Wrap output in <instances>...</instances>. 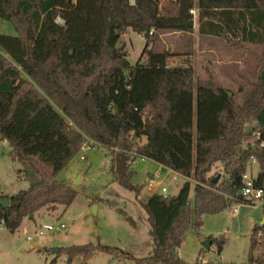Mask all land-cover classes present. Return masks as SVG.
<instances>
[{"label": "trees", "instance_id": "obj_1", "mask_svg": "<svg viewBox=\"0 0 264 264\" xmlns=\"http://www.w3.org/2000/svg\"><path fill=\"white\" fill-rule=\"evenodd\" d=\"M192 8L201 34L223 37L237 51L264 46V0H0V19L17 31L0 33V139L39 177L6 195L10 205L0 206V225L14 233L42 208L69 207L77 190L58 175L91 139L110 151L115 180L137 197L143 187L131 166L137 158L185 181L174 195L156 191L141 201L152 255L88 243L61 248L68 264L96 252L138 264H186L178 250L191 224L198 229L204 214L243 202L238 192L251 156L258 162L256 185H264V54L237 102L213 77L195 78L191 52L152 48L156 30L192 32ZM128 29L146 38L135 65L119 45ZM256 131L260 139L249 141ZM219 163L226 177L213 182ZM208 238L221 252L224 240ZM249 261L264 264V224L253 228Z\"/></svg>", "mask_w": 264, "mask_h": 264}, {"label": "rangeland", "instance_id": "obj_2", "mask_svg": "<svg viewBox=\"0 0 264 264\" xmlns=\"http://www.w3.org/2000/svg\"><path fill=\"white\" fill-rule=\"evenodd\" d=\"M196 13L197 9L193 15ZM0 33L17 35L14 25L3 19H0ZM151 38L154 50L168 47L175 52H191L195 78L213 77L232 93L237 102L242 101L244 92L257 78V57L264 54L263 45L251 44L246 51H237L223 37L201 36L196 31L156 30ZM119 45H125L128 60L135 65L146 45V38L128 29L121 36ZM91 141L94 142L93 147L81 149L58 175L60 181L77 190L69 207L42 208L35 219L25 218L14 233L0 225V264H68V255L61 248L88 243L118 247L138 258L153 254L148 214L141 203L153 192L146 184L155 179L158 183L155 189L161 192L165 187V195H174L184 183V177L152 160L137 158L134 164L131 163L138 173L135 182L143 185L137 197L135 191L115 180L110 151ZM10 149L9 142L0 139V193L5 196L26 189L39 179L28 164L11 157ZM255 166L258 167L257 164ZM213 172H219L220 178L226 177L220 163ZM234 206L237 207L236 213L225 208L218 213L204 214L198 229L191 224L179 249V256L186 264L206 260L219 264H252L249 261L251 232L262 223L264 206L255 202H233L229 206L231 211ZM48 223H64L66 229L37 236V229ZM25 227L27 231H24ZM208 237L224 240L221 252L216 250L214 241L200 254L201 242ZM69 264L138 263L131 258L96 252L90 259L78 256Z\"/></svg>", "mask_w": 264, "mask_h": 264}, {"label": "built area", "instance_id": "obj_3", "mask_svg": "<svg viewBox=\"0 0 264 264\" xmlns=\"http://www.w3.org/2000/svg\"><path fill=\"white\" fill-rule=\"evenodd\" d=\"M169 1L175 2L177 0H169ZM131 3H134V0H131ZM190 13L195 14V9L194 8L190 9ZM260 136H261L260 132H258V131L254 132L253 133V139L251 140V142H254V140L256 141V140L260 139ZM93 145H94V142H92L90 140V143H86L83 145L82 150H84L85 148L93 147ZM259 146L260 147L264 146V140L259 141ZM82 158H83V156H82ZM135 160L131 161V163L133 162V164H134ZM249 164H250L249 168L241 176V188L238 192V195L243 202H240V203L255 202V203H259V204L264 206V185L263 186H257L256 185V176H257L258 172L256 173L255 170H253L254 166L256 164L258 165L257 158L255 156H251ZM186 179L193 181V179H191V178H186ZM157 184L158 183L156 182V180L152 179L148 182V184H146V187L148 189H152L153 192H156V191L159 192L158 188L155 189L156 187H158ZM160 191H161L160 193L164 194V193H166L167 189L165 187H162ZM226 209L232 213L237 212V207H235V206L233 207L232 211H231V208L229 206ZM65 229H66V225L64 223L56 224V225L48 223V224H44L40 228H38L37 231L35 232V234L37 236H41V235H44L50 231H63ZM30 238H31V236L28 235V239H30ZM178 254L181 255L180 250H178Z\"/></svg>", "mask_w": 264, "mask_h": 264}, {"label": "water", "instance_id": "obj_4", "mask_svg": "<svg viewBox=\"0 0 264 264\" xmlns=\"http://www.w3.org/2000/svg\"><path fill=\"white\" fill-rule=\"evenodd\" d=\"M261 80H262V83L264 84V70L261 72ZM229 96L231 97L232 96V93L231 92H228ZM256 148L253 147V150H255ZM221 175L218 174L214 179H213V182H217L219 179H220ZM76 183H78V181H76ZM10 205V197L9 196H5V195H0V206L2 207H9ZM34 217V214H31L29 216V218H33ZM262 224H264V219L262 221ZM202 244V247H204L205 249H208L210 248L211 246V239H206V240H203L201 242ZM59 250V249H58Z\"/></svg>", "mask_w": 264, "mask_h": 264}, {"label": "crops", "instance_id": "obj_5", "mask_svg": "<svg viewBox=\"0 0 264 264\" xmlns=\"http://www.w3.org/2000/svg\"><path fill=\"white\" fill-rule=\"evenodd\" d=\"M196 9V8H195ZM197 32V34L198 35H201V36H207V37H210V36H212V37H218V36H215V35H211V34H201L200 32H199V15H198V10H197V13H196V16H194V27H193V33L194 32ZM161 35H164V34H161ZM165 50H169V51H173V50H170L168 47H166L165 48ZM160 165V164H159ZM160 166H162V165H160ZM162 167H164V166H162ZM166 168V167H165ZM168 169V168H167ZM168 170H170V169H168ZM253 170H255V172L257 173L258 172V170H259V168L257 167V166H254V168H253ZM170 171H172V170H170ZM176 173V172H175ZM178 174V173H177ZM151 193H153V192H151ZM35 217H36V214L34 215V217L32 218V219H35ZM31 219V218H30ZM264 219V218H263ZM263 221V220H262ZM23 223V222H22ZM262 224V223H261ZM24 231H27V228L25 227L24 228ZM253 231V230H252ZM252 233V232H251Z\"/></svg>", "mask_w": 264, "mask_h": 264}]
</instances>
